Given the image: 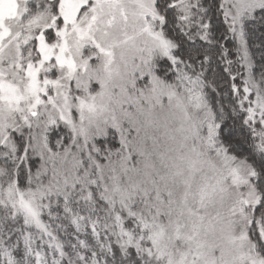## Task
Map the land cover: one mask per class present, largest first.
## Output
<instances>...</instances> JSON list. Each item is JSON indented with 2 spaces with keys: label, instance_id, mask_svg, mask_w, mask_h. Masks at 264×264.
Returning <instances> with one entry per match:
<instances>
[{
  "label": "snow or ice",
  "instance_id": "1",
  "mask_svg": "<svg viewBox=\"0 0 264 264\" xmlns=\"http://www.w3.org/2000/svg\"><path fill=\"white\" fill-rule=\"evenodd\" d=\"M0 3V264H264V0Z\"/></svg>",
  "mask_w": 264,
  "mask_h": 264
},
{
  "label": "rangeland",
  "instance_id": "2",
  "mask_svg": "<svg viewBox=\"0 0 264 264\" xmlns=\"http://www.w3.org/2000/svg\"><path fill=\"white\" fill-rule=\"evenodd\" d=\"M6 2V0H5ZM11 9L10 8H5L4 3H0V23L3 21V17L5 15H8L10 13Z\"/></svg>",
  "mask_w": 264,
  "mask_h": 264
}]
</instances>
